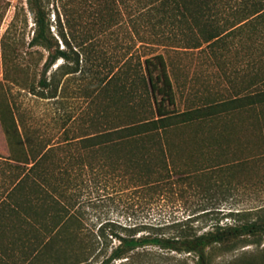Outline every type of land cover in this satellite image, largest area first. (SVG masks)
Segmentation results:
<instances>
[{
  "label": "trees",
  "instance_id": "1",
  "mask_svg": "<svg viewBox=\"0 0 264 264\" xmlns=\"http://www.w3.org/2000/svg\"><path fill=\"white\" fill-rule=\"evenodd\" d=\"M26 4L34 24L28 45L47 56L37 84L27 81L19 66L15 67L21 77L11 82L61 104L62 80L78 74L87 84L85 92L90 90L86 93L90 110L81 115L77 134L70 135L71 126L63 127L61 139L50 144L25 126L20 131L13 105L0 97V126L9 153L0 154V264H166L140 257L138 249L148 245L160 250L155 252L159 259L183 253L193 255L194 264H213L217 255L261 245L264 206L246 210L221 206L239 188L264 183L249 176L255 171L251 167L264 166V152L256 158L229 152L231 137L225 132L244 111L250 112L252 124H264V0H26ZM122 12L130 38L148 51L134 54L130 48L120 69L101 74L94 62L104 60V55L97 52L93 34L87 31L78 37L67 28L85 16L103 31L117 24ZM247 44L258 51L254 60L258 69L249 83L252 91L210 99L183 111L176 108L165 55L150 49H207L218 61L225 56L220 50ZM15 51L13 43L3 41L5 81L10 80L8 63L15 59ZM58 60L61 63L49 73ZM88 181L121 192L144 191L150 199L176 190L180 197L194 199L196 208L171 223L100 218L89 223L81 202ZM143 231L147 233L140 234Z\"/></svg>",
  "mask_w": 264,
  "mask_h": 264
},
{
  "label": "rangeland",
  "instance_id": "2",
  "mask_svg": "<svg viewBox=\"0 0 264 264\" xmlns=\"http://www.w3.org/2000/svg\"><path fill=\"white\" fill-rule=\"evenodd\" d=\"M49 9L52 10V4ZM53 15L51 11V21L54 19ZM73 24L72 27L67 28V31L70 29L78 37L87 31L93 34L97 52L104 55V60L94 62V68L101 74H106L110 68H114V71L120 69L124 62V55L130 48L134 54L148 51L139 42L135 43L130 38V28L123 12L117 24L113 23L103 31H100L96 22L90 17L84 16L82 20ZM33 26L26 0H0V97H7L13 105L15 116L19 120L20 131L22 126H25L30 133L36 131L43 136L45 142L54 144L61 139L63 127L71 126L70 135L78 133L81 115L90 110L87 108L90 98L86 94L90 90L85 92L87 84L79 78L78 74L64 78L61 83L63 87L60 94L61 104H56L53 100L33 96L11 82L12 79L21 77L15 66L24 69L27 73L25 77L27 81H34L37 84L40 78L47 52L41 48L29 47ZM51 30L53 31V28ZM53 33L55 34L56 31ZM3 41L13 43L16 48L15 53L12 54L15 59L12 58L8 63L7 72L10 79L8 81L3 79ZM59 44L60 48L64 47L61 40ZM76 49L75 47L74 50ZM150 49L164 54L168 61L178 111L200 105L210 99H228L237 94L252 91L249 83L258 69L257 62L254 61L258 51L251 44L236 45L229 51L220 50L219 53H224L225 56L219 57L218 61L207 49L178 50L161 46ZM60 63L61 60H58L49 73L54 71ZM249 113L244 111L243 114H236L233 122L225 128V132L231 137L229 152L236 151L241 157L251 154L256 158L258 154L264 152V144H262L264 143V124L261 126L252 124L253 120L249 117ZM0 154L3 156L9 154L6 136L1 126ZM251 168L250 171L255 170L249 175L251 179L257 176V181H264V166ZM81 202L85 216L90 220L89 223H96L99 218L112 219L121 223L143 224L164 221L171 223L187 218L196 208L194 199L188 196L180 197L176 190L169 196L150 199L146 197L144 191L121 192L112 186L102 188L91 181L86 182L82 188ZM231 206L242 210L264 206V183L261 185L257 182V185L247 189L239 188L221 208ZM143 233L147 231L140 234ZM138 251L142 252L141 258H151L150 261L159 263L164 261L166 264H194L196 260L193 255L183 253L165 254L166 258L159 259L155 252L160 250L151 245L139 248ZM213 264H264V240L261 245L250 244L234 252L217 255L214 257Z\"/></svg>",
  "mask_w": 264,
  "mask_h": 264
}]
</instances>
